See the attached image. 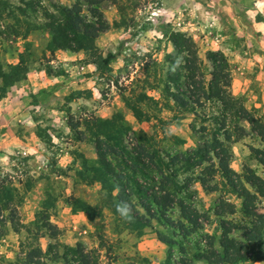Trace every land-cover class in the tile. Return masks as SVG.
I'll use <instances>...</instances> for the list:
<instances>
[{"label": "rangeland", "instance_id": "374dc122", "mask_svg": "<svg viewBox=\"0 0 264 264\" xmlns=\"http://www.w3.org/2000/svg\"><path fill=\"white\" fill-rule=\"evenodd\" d=\"M76 2L0 0V109H5L8 116L3 118L0 111V124H22L11 123L12 115L23 106L21 100L24 98L25 105L32 107L44 96L41 91L34 95L29 91L10 94L13 85L33 90V86L51 88L68 80L73 81L68 96L81 94L80 98H74L71 105L66 97H60V101L53 98L51 106L62 108L65 124H79L78 130L83 132L69 128L63 135L66 151L62 152L69 157L62 161V169L55 167L61 159L55 154L56 146L51 154L45 153L46 162L41 157L36 161L47 165V171L31 173L23 160L1 159L0 264H64L65 248L77 245L88 255L93 252L90 256L99 264H264L259 260L264 255V195L260 194L264 193V166L257 159L264 142L235 112L240 105L246 107L241 97L232 94L231 85L228 94L236 102L226 99L235 103L226 109L215 99H204L201 91L208 94L212 80L207 54L221 52L232 75L233 69L241 66L235 60V51L242 48L239 42L246 40L245 30L253 21L239 14L222 18L225 28L219 34H223L224 42L233 43L226 44L224 52L218 44H212L217 29L215 33L197 31L190 35L188 29H182L187 19L179 12L173 17L163 11V0H106L100 6L108 29L98 35L95 48L80 52L74 60L62 61L56 53L64 50L48 48L51 34L45 12L55 14L57 6L70 7ZM82 8L88 14L87 5ZM210 22L209 28L215 19ZM175 32L192 39L195 61L175 49ZM108 54H114L115 59L104 70L94 64L99 55L105 58ZM19 63L27 72L15 82L18 73L11 68ZM29 75L39 78L32 80ZM51 75V85H47L45 77ZM27 78H31L29 84ZM173 95L183 99L186 106L177 103ZM247 110L264 122V111ZM54 114L43 113L44 121L37 126L30 124V130L46 144H50L48 132L63 134V127L53 121ZM98 124H116L111 137H123L125 146L132 147L134 153H139L143 144L144 150L153 155L151 164L145 158L148 167L140 166L138 173L144 193L128 187L124 180L120 183L132 195L123 202L135 207L127 221L116 212L120 203L118 190L112 191L116 184L111 181L109 189L103 190L92 180L95 175L91 165L96 166L98 159L93 135ZM20 129L10 131L22 137L25 125ZM198 148L211 153L199 159ZM226 168L232 173L228 179ZM37 179L47 182L51 191L35 189ZM242 186L249 196L243 195ZM32 189L34 193L29 195ZM65 207L82 217L69 219V211L61 214ZM53 208L56 212L50 214ZM185 210L190 223L182 216ZM138 214L144 218L133 224ZM53 216L62 217V231ZM66 233L69 240L77 241L65 244L68 239L62 235ZM72 260L69 255L67 261L75 264Z\"/></svg>", "mask_w": 264, "mask_h": 264}, {"label": "crops", "instance_id": "0c3cea01", "mask_svg": "<svg viewBox=\"0 0 264 264\" xmlns=\"http://www.w3.org/2000/svg\"><path fill=\"white\" fill-rule=\"evenodd\" d=\"M181 4V5H180ZM181 6V7H180ZM163 11L167 12L168 14L172 15L173 17L177 14V12L182 13L184 18L187 19L184 23L182 29H188L190 35H196L197 31H209L214 32L217 29V33H215L214 39H212V44L216 43L219 48L225 52L226 46H231L232 42H224L222 33L224 31L225 25L223 23V17L226 15L229 16H246L252 24L250 28L246 29V40H242L240 43L241 49L238 48L235 51V55L237 54L235 60L241 63L239 68L233 69L232 77V84H231V91L234 96H239L242 98L243 104L247 109H254L264 111V0H163ZM176 11V12H175ZM258 17V21H255L253 18ZM198 19V20H197ZM215 19V22L211 25L210 20ZM194 28L196 30H192ZM243 29V26L241 27ZM183 31V30H182ZM186 31V30H185ZM237 32V31H236ZM239 32V31H238ZM228 38L225 36V39ZM216 41V42H214ZM227 44V45H226ZM57 56L62 59V61L74 60L76 57L80 56L79 53H73L70 51H58ZM33 79H37L36 75H29ZM55 77V76H54ZM51 78L46 76L44 81H47V85H51ZM56 78V77H55ZM54 78V79H55ZM40 79H43L40 77ZM31 78H27L25 82L27 84ZM65 83L59 82L60 84H55L54 86H40L42 88H37L36 86L33 90L30 88H23L22 84H15L12 87V91L9 92L12 94L13 92H22L26 94V91L30 93H39L40 91H49V96H42L41 100L39 101V105L37 106H30L25 105V99L21 100L23 103L22 107L18 109V112L12 115L13 122L17 121L18 123L22 122V124H0V149H2L3 153H0V162L3 158H9L11 161L14 160H23L25 163L29 164V168L31 169V173H35L37 171L41 172L42 169L47 171V165H38L36 163L39 157L43 158V163L48 160L45 153L51 154L54 146H56L55 154H57L58 158L55 162V167L64 168L62 161L64 159H68V154L62 152L63 150L66 151L65 147L63 146L66 143H62L64 141L63 135L65 136L69 133L68 124L62 120V114L64 111L62 108H58L57 106H51L54 99L56 101H60V97L65 98L69 95L70 87L73 81L68 82V80H64ZM57 83V82H56ZM39 85V84H38ZM37 85V86H38ZM53 85V84H52ZM46 88V89H45ZM73 90L79 89L72 88ZM36 91V92H35ZM10 94H8L10 96ZM7 95V96H8ZM34 95V94H33ZM7 96L2 99V101L7 100ZM41 97V96H40ZM54 98V99H53ZM79 99V98H78ZM72 101H67L68 105H71ZM1 103V102H0ZM1 113L3 114V118L8 119L7 114L5 113V109H0ZM55 113L52 118L54 122H58L61 127H63L62 135H59V132H55L58 134L57 136L49 133L50 144H46L44 140L40 137L36 136L33 130H30V124L37 126L38 123L44 121L43 120V113ZM13 114V113H12ZM58 117V118H57ZM57 118V119H56ZM28 123V124H23ZM63 124V126H62ZM25 125V132L28 135H23L22 137L12 134L11 128L20 129L23 128ZM55 125V124H54ZM35 126V127H36ZM55 127H57L55 125ZM6 128V130H5ZM22 132V130L20 129ZM20 135V133H19ZM12 136V139L9 138ZM63 140V141H61ZM64 153V154H63ZM16 155V156H12ZM30 164L32 166H30ZM32 167V168H31ZM33 167H37L35 171ZM52 167V166H50ZM34 170V171H33ZM38 173V172H37ZM35 189L45 191H51L49 189V185L44 180L37 179L34 181ZM16 187L20 189L19 183L16 184ZM31 195L34 193V189L29 192ZM31 202V199L26 200L24 205L27 207V204ZM22 203V204H23ZM30 208V206L28 205ZM72 209V208H70ZM70 212L71 215L69 219H76L80 215H76L73 211L69 210L67 207L62 210L61 214L65 215V212ZM56 212V208H53L49 213ZM83 213V212H82ZM81 213V214H82ZM51 214V213H50ZM84 214V213H83ZM52 216H49V220ZM82 217V215L80 216ZM61 216L55 217V222L57 223L58 228L61 230L62 225L60 222ZM62 231V230H61ZM64 239V243H69L70 245L74 243L73 241L77 240H69V234L62 235ZM41 237L40 239H42ZM62 240V239H61Z\"/></svg>", "mask_w": 264, "mask_h": 264}, {"label": "trees", "instance_id": "16d2710c", "mask_svg": "<svg viewBox=\"0 0 264 264\" xmlns=\"http://www.w3.org/2000/svg\"><path fill=\"white\" fill-rule=\"evenodd\" d=\"M104 1L106 0H77V2L70 7L57 6L55 8V14L45 12V20L47 21L46 27L49 29L51 34V38L48 42V48L50 50H67L73 53L88 52L94 49L95 40L98 35L108 29L107 21L100 6ZM84 4L88 7V14L83 13L82 6ZM172 42L178 52L186 53L187 57L192 58L194 61L197 59L195 44L188 35L175 32L172 34ZM207 58L212 63V80L208 86V94H206L207 92L202 89L201 91L204 97H201L208 100L215 99L216 101H219L221 105L223 104L222 106L225 109L230 105L235 106V103L225 101L227 99L236 102V100H233V98H231L228 94V89L231 85V75L225 56L221 52H209L207 54ZM96 59L97 61H95L94 64L104 70L114 61L115 55L108 54L105 58H103L102 55H99ZM99 63L102 65L100 66ZM22 65L23 64L19 63L11 68V72H14L15 74L18 73L15 78L12 77L15 82L22 80L27 72V68ZM42 93L44 96L49 95V91H42ZM79 95L81 94H76L73 98L68 96L66 99L69 102L74 100V98H80ZM173 98H175L177 103L180 102L183 106H186L183 99L177 97L176 95H173ZM198 102L199 100H197L196 103ZM235 112L240 113L241 119L246 121L248 124H251L252 128L264 142V122L251 115V113L242 105H240ZM133 113L138 116V112H136V110H133ZM115 125L116 124L97 125L99 128H97L96 134L93 135V139L98 159L95 162L96 166L91 165L92 169L90 171L95 175L92 180H96V182L100 183L103 190L109 189V183H111V181L113 182V184L111 183L112 185L116 184L112 187V191L117 189V202H123L125 198L129 200L132 195L130 196L127 194L125 190L126 186L121 187V181H126L128 183V187L133 186L136 192L140 191V193H144V190L138 182V178L140 177L138 173L141 171L140 166H144V169L145 167H148L144 164L145 158L149 161L148 164H151L153 161V155L144 150L143 144L140 145L141 151L139 153H134L132 151V147L129 148L128 146H125L123 143V137L116 139L111 137V134L116 133ZM68 126L74 132L83 134V132L78 130L79 124L73 125L68 122ZM216 142L218 146H221V142L219 143V140H216ZM204 148H206V146H204ZM206 149L198 148L196 157L202 159L205 155L209 156L211 151H207ZM257 159L259 163L264 166V150L258 152ZM226 174L228 179L232 173L226 168ZM249 184L251 186L254 185L252 182H249ZM241 191L243 195L249 196L247 190L243 186ZM260 194L264 195L263 192H260ZM130 205L132 206V209H135L133 204ZM140 205L147 212V214H150V210L144 206L145 204L141 203ZM84 207L88 208L86 205H84ZM182 208L184 209L181 204V209ZM86 213L88 214L89 211ZM182 216L187 219L189 223L191 222L190 214L187 210L182 213ZM143 218V215L138 214L136 220L132 219V223L135 224V222ZM247 240L252 241V239L249 238H247ZM92 253L93 252H90L88 255L81 245H77L75 248L66 247L62 258L64 264H71L67 261L69 255L73 257L72 261L75 264H99L98 261L90 256ZM91 258L93 260H91ZM242 258L249 259L246 256H243ZM259 260H264V255H261Z\"/></svg>", "mask_w": 264, "mask_h": 264}, {"label": "clouds", "instance_id": "9594fccd", "mask_svg": "<svg viewBox=\"0 0 264 264\" xmlns=\"http://www.w3.org/2000/svg\"><path fill=\"white\" fill-rule=\"evenodd\" d=\"M116 212L122 219L127 221L131 219L132 207L127 202H120L116 205Z\"/></svg>", "mask_w": 264, "mask_h": 264}]
</instances>
